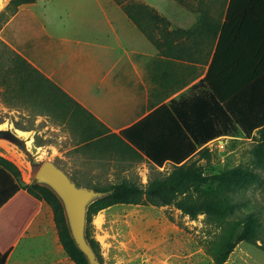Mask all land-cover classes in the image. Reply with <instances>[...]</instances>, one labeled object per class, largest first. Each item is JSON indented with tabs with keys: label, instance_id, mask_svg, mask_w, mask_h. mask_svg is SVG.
Instances as JSON below:
<instances>
[{
	"label": "crops",
	"instance_id": "crops-1",
	"mask_svg": "<svg viewBox=\"0 0 264 264\" xmlns=\"http://www.w3.org/2000/svg\"><path fill=\"white\" fill-rule=\"evenodd\" d=\"M37 1L21 4L0 28V38L84 108L82 117L92 128L84 123L66 133L48 113L36 114L34 128L21 131L40 134L44 140L59 132L54 136L59 145L54 140L37 145L48 153L81 147L88 148L86 153H136L121 145V131L206 76L229 0H187L182 4L185 22L172 21L141 0L169 21L152 23L153 40L115 0L110 3L115 4L116 21L99 0L102 16L95 15L96 8L71 1L48 16ZM3 87L0 81V91ZM10 110L16 116L21 112ZM69 135L76 143L63 146ZM239 138L221 136L206 145ZM1 183L6 182L0 171ZM0 264H75L60 241L50 205L23 187L0 206Z\"/></svg>",
	"mask_w": 264,
	"mask_h": 264
},
{
	"label": "trees",
	"instance_id": "trees-1",
	"mask_svg": "<svg viewBox=\"0 0 264 264\" xmlns=\"http://www.w3.org/2000/svg\"><path fill=\"white\" fill-rule=\"evenodd\" d=\"M35 1L9 0L0 12V28L21 4ZM115 1L150 40H153V22L169 24L164 15L145 2ZM177 1L188 4L187 0ZM201 19L203 22V17ZM0 46L16 62L15 66L5 67L7 77L14 75L19 78L15 80H19L21 88H25L27 81L32 80L25 77L22 69L32 71L48 85L53 98L59 95L67 97L78 106L82 116L84 108L56 83L2 39ZM3 81L5 84L10 82L7 79ZM81 119L74 127L84 125ZM255 130H264V0H229L220 40L206 76L179 98L121 131L125 144L158 168L166 162L172 163V171L167 175L151 177L145 186L127 177L108 185L93 186L106 193L90 203L86 217V237L100 264H103V256L100 242L93 234V217L114 204L164 206L176 202L178 208L192 218L198 213H205L211 222L220 227L208 245L215 264L226 262L240 241L255 244L260 241V246L264 248V223L256 211L251 209L237 214L240 201L234 197L223 200L215 192L212 200H202L204 194L197 195L192 189L195 182L201 181L194 167L196 160L192 158L197 153H207L209 147L206 144L209 141L221 136L250 137ZM0 171L5 175L6 182L0 184V206L17 190L26 188L52 208L66 254L75 264H90L71 234L64 205L57 193L49 185L36 180L21 183L20 168L3 155H0ZM238 174L242 176L246 171L235 167L223 172L228 180Z\"/></svg>",
	"mask_w": 264,
	"mask_h": 264
},
{
	"label": "rangeland",
	"instance_id": "rangeland-1",
	"mask_svg": "<svg viewBox=\"0 0 264 264\" xmlns=\"http://www.w3.org/2000/svg\"><path fill=\"white\" fill-rule=\"evenodd\" d=\"M68 1L96 8L95 15L102 16L98 8L100 1L116 21V13L112 12L115 4L110 3V0H38L37 7L46 9L47 15L51 16L52 12L57 14L67 6ZM143 1L153 5L172 21L185 22L186 9L177 0ZM8 2L9 0H0V12ZM147 41L146 38L145 44L150 45ZM15 63L0 46V81L4 84L0 91V124L10 122L20 131L32 129L36 114L49 113L64 132L73 131L82 117L78 106L61 95L53 98L48 85L30 70L22 69L25 77L32 81H27V86L21 88L19 80H15L19 78L6 75L5 67L15 66ZM4 79L10 82L5 84ZM11 108L18 109L20 114L16 116ZM81 121L92 128L84 118ZM52 133L59 135V132ZM33 134V146L42 151V157L56 162L82 186L93 188L108 185L124 177L145 186L151 177L157 174L167 175L173 169L170 162L158 168L137 151L86 153L88 148L81 147L70 149L67 153H48L37 145L50 140L59 145L58 137L53 134L44 140L40 134ZM75 143L76 139L69 135L61 144L68 147ZM121 145L127 144L122 142ZM0 155L12 160L20 168L21 183L28 184L35 180V174L27 167L25 160L12 149L0 145ZM192 160H196L194 167L201 180L199 183L195 182L192 189L197 195L201 192L204 194L202 200H212L215 192L223 200L232 196L240 201L237 214L252 209L264 223V130H256L250 137L214 141L207 153H197ZM235 167H240L246 174H238L229 180L225 178L223 172ZM92 225L93 234L100 242L103 264H215L208 252V245L220 231V227L211 222L205 213H198L195 218L183 213L176 202L164 206L114 204L94 215ZM260 244V241L258 244L240 241L223 264H264V248Z\"/></svg>",
	"mask_w": 264,
	"mask_h": 264
},
{
	"label": "water",
	"instance_id": "water-1",
	"mask_svg": "<svg viewBox=\"0 0 264 264\" xmlns=\"http://www.w3.org/2000/svg\"><path fill=\"white\" fill-rule=\"evenodd\" d=\"M0 145L21 156L30 171L35 174V180L49 185L57 193L64 205L71 234L77 246L90 264H100L86 237V217L90 203L106 193L77 184L56 162L42 157V151L34 148L30 134L21 132L10 122L0 124Z\"/></svg>",
	"mask_w": 264,
	"mask_h": 264
},
{
	"label": "bare ground",
	"instance_id": "bare-ground-1",
	"mask_svg": "<svg viewBox=\"0 0 264 264\" xmlns=\"http://www.w3.org/2000/svg\"><path fill=\"white\" fill-rule=\"evenodd\" d=\"M1 4H2V3H0V8H1Z\"/></svg>",
	"mask_w": 264,
	"mask_h": 264
}]
</instances>
